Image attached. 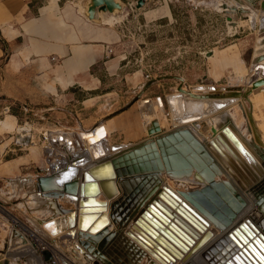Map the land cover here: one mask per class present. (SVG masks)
Returning <instances> with one entry per match:
<instances>
[{"label":"rangeland","instance_id":"rangeland-1","mask_svg":"<svg viewBox=\"0 0 264 264\" xmlns=\"http://www.w3.org/2000/svg\"><path fill=\"white\" fill-rule=\"evenodd\" d=\"M115 1L122 5L121 11L98 13L95 21H89V24L98 26L100 36L107 43L105 49H111V53L105 51L106 55L119 57L121 67L118 74L105 79L111 90L103 94L110 93V99L107 102L103 101L104 98L99 99L95 108L99 119L122 116L129 132L126 136L115 132L110 139L106 138L107 142L98 125L92 130H81L79 123L70 116H42L41 111L31 112L27 107H18L14 113L23 129H17L15 141L21 142L29 131L39 132L35 145H30V150L26 151H31L35 161L21 167L18 174L31 187L25 195L27 202L23 208L34 217L37 212L35 203L39 205L40 199L35 197L38 191L32 181L44 174L43 161H66L67 169L70 167L62 147L51 139L57 133L76 136L78 152H75L82 151L77 154L79 159L87 157H84L86 150L92 153L97 147L110 146L108 154H115L112 147L125 149L149 140L157 133L161 135V132L165 134L185 126L191 129L198 127L206 139L212 136L213 130L218 132L224 122L232 123V120L247 140H253L259 132L264 145V10L260 8L261 0L255 4L246 0H148L137 11L133 10L137 0ZM239 8L245 12L239 15L236 12ZM254 82L261 86L253 89ZM148 106L154 120L142 114ZM223 114L228 115L227 119L219 118ZM47 132L50 135L46 143L43 134ZM19 155L24 154L16 152L2 160ZM164 175L167 183L177 191L188 193L199 187L178 183L166 173ZM42 200L53 205V217L60 216H55L56 206H61L58 199L50 195L49 199ZM261 207L264 210V203ZM1 217L0 264H47L44 252L49 253L48 264H61L63 261L93 264L80 251L88 256L91 254L85 252L77 240H70L69 229L51 234L44 227L50 219L39 222L40 227L36 226L41 233L45 231L48 234L55 248L39 249L32 243L31 254H19L11 243V237L15 239L23 235L29 238L32 232L19 217L14 218L4 211L0 213ZM8 226L14 233H8ZM36 240L38 242L37 237Z\"/></svg>","mask_w":264,"mask_h":264},{"label":"water","instance_id":"water-1","mask_svg":"<svg viewBox=\"0 0 264 264\" xmlns=\"http://www.w3.org/2000/svg\"><path fill=\"white\" fill-rule=\"evenodd\" d=\"M147 1L137 0L133 10L142 9ZM152 1L156 2L158 0ZM246 1L255 4L259 0ZM84 6H86L84 16L89 21H95L98 13L112 14L115 11H121L123 8L115 0H85ZM260 8L264 10V0H261ZM236 12L240 15L245 10L239 8L236 9ZM259 86H261L259 82L252 84L253 89ZM154 129L157 130L156 127ZM232 131L233 128L229 123L226 127L221 128L218 133L214 132L215 135L209 142L202 143L189 128L182 127L125 149L112 148V152H115V154L110 159L94 163L81 171L79 177L78 175L74 176V180H71L72 178L60 179V176H62L60 174L45 173L38 175L35 186L36 190L43 196L65 197L76 202L78 206L77 209L69 212L57 206L55 215L66 212L64 218H51L44 224V227L51 234H58L65 229H69L70 234L73 235L71 229L75 224L79 230L93 231L101 221L105 225L108 224L104 213L106 203L103 201L96 202L95 196L99 194L100 189L105 196H113L115 194L113 183L115 178L120 180L124 195H126V190L129 191L133 188L127 200L129 201L134 195L140 198L139 196L142 194H137V190L142 188L143 185L148 186V184L158 183L161 172L180 175L190 173L192 170L206 175L207 185L187 194L180 192V195L215 224L220 225L217 221L219 219L222 220L224 225H228L242 209L243 201L237 196L236 198L231 197L225 187L214 182L213 176L214 173H217L218 166L208 150L214 154L218 162L237 181L241 180L245 184H249V179L253 178V172L263 173V169L258 165L252 162L248 166L243 161L241 153H245L241 151L240 144ZM152 132L153 130L150 131V133ZM21 142L27 144L30 143V139L25 137ZM230 142L240 151L238 152L232 148ZM38 173H41V170H38ZM151 194L153 196L138 213L135 210L129 212L128 209H130L131 203H128L127 208L124 210L126 214L123 217L124 219L120 221L119 218H116L113 223L118 222L120 228L132 221L126 235L161 263H165L168 259H173L171 256L180 257L179 249L185 251L188 249L186 244L193 245L194 240L192 237L197 238L199 236L197 231H202L206 228L205 226H209V223L168 188L163 187L162 190H157V187L153 186ZM162 202H165L168 207ZM135 214L137 216L134 217ZM110 218L113 219L112 215H110ZM64 219L70 220L62 226L63 228L56 229L55 224L61 223ZM99 231V229L95 230L94 235L86 234L85 239L91 240L88 237L97 236ZM258 232V229L249 219L239 223L227 234V238L231 240V244L236 248H231L228 243L223 247L222 245L218 246V250L214 253L218 259L215 260L216 264H264V235L258 234ZM255 233L258 234V237L254 236ZM122 234H120V237H122ZM208 236L211 237L212 233L207 231L197 245ZM156 242L159 245L155 244ZM127 244L131 250L137 253L139 257L137 261L144 256L148 258L147 253L145 254L133 243L127 241ZM84 245L86 247L87 244ZM161 247L164 248V253L171 254L170 256L167 255L170 258L163 256ZM80 252L88 261H93L91 256L82 251ZM101 254L104 255L103 252ZM111 254L113 256L115 254V258L122 257L121 253L118 252ZM43 257L48 264L49 253L44 252ZM61 264L67 263L63 261ZM93 264H98V262L93 261Z\"/></svg>","mask_w":264,"mask_h":264},{"label":"crops","instance_id":"crops-1","mask_svg":"<svg viewBox=\"0 0 264 264\" xmlns=\"http://www.w3.org/2000/svg\"><path fill=\"white\" fill-rule=\"evenodd\" d=\"M84 2L0 0V213L4 211L14 218L19 217L30 228L32 233L29 238L23 235L15 239L11 237L13 247L22 255L31 254L32 243L39 249L55 246L48 234L45 231L41 233L37 228L40 227L39 222L54 215L51 202L42 200L49 199V196H43L39 191L35 195L40 199L39 205H42L39 207L38 202L35 203V217L23 208L27 202L25 195L31 187L18 174L21 167L35 161L31 151H26L35 145L39 132L34 130L24 134L29 137L30 144L15 141L17 129H23L14 113L18 107H27V111L31 112L41 111L42 116H70L79 123L81 130H92L98 125L105 141L115 132L125 136L129 132L122 116L99 119L96 111L99 99L104 98V102L110 99V93L103 94L111 90L105 79L118 74L121 67L119 57L106 55L107 43L100 36L98 26L89 24L84 16ZM84 94L87 96L83 97ZM150 108L145 107L142 114L154 120ZM16 152L24 155L2 160L4 156ZM42 166L44 174L64 176L69 165L66 161L50 159L47 163L43 161ZM55 199H58L61 208L77 209L76 204L65 197ZM7 229L9 234L14 233L11 227ZM71 230L73 235L68 231L70 240L75 242L76 224Z\"/></svg>","mask_w":264,"mask_h":264},{"label":"bare ground","instance_id":"bare-ground-1","mask_svg":"<svg viewBox=\"0 0 264 264\" xmlns=\"http://www.w3.org/2000/svg\"><path fill=\"white\" fill-rule=\"evenodd\" d=\"M191 96L195 97V95H191ZM227 116L228 115L223 114V115H220L219 118L224 120V118L227 119ZM233 121L234 120L231 121L232 123L224 122L223 124L224 126H222V128L226 127V125L229 123L231 124L233 128L232 133L234 137L237 139V141L239 142L241 151L245 153V154L241 153V158L248 166H250V163L253 162L254 164L261 167V169H263V173L258 174L256 172H253V178L249 179L250 181L249 184H245L241 180L237 181L231 176V174L227 171V169H224V167L218 162L214 154L210 150H208V153L211 155L215 164H217L218 166L217 173H214V176H213L214 182L220 183L223 187H225L226 190L229 191V194L231 197L236 198L237 196V198H240L243 201L242 209L240 210L239 213L235 215L234 219H232L228 225H224L222 223V220H219L217 218H214V219H217L220 225L215 224L213 221L209 220V218L201 214L196 208H194L189 202H187L180 195V191L175 190L173 186H171V184L167 183L165 179V175H164L165 172L160 173L158 183H153V184L146 183L148 184V186L143 185L142 188L140 189L137 188L138 189L137 194H142V195L139 196L140 198L134 195L132 199L131 198L129 199V201L127 200L130 197L129 194H131V192L133 191V188L129 189V191L126 190V195H124L123 190L121 189V186H120V180L118 178H115L113 180L115 194H116L115 197L111 198L110 196L109 197L105 196V194L102 192L101 189L99 190V194L95 196L96 202L103 201L106 203L104 213L108 220V224L105 225L102 221L99 222L94 228L95 230L97 229L100 230L98 232L99 234L94 237H88L91 240H86L85 235L86 234L94 235V233H96L95 230L84 231V230H79L77 228L78 244L82 246L85 252L87 251L91 254L92 260L94 262L95 261L98 262V264H136V262H138V264H216L215 260H218V259L215 257L214 253L216 252V250H218L219 248L218 246L222 245L223 247V245L228 243L230 244L231 248L235 247L233 244H231V240L227 238V234L231 232V230L234 229L236 226H238L239 223L244 222L245 220L249 219L251 223L258 229L259 231L258 234L261 233L262 235H264V210L261 207L262 203H264V145L260 141L261 134H259V132H257V135L255 136L253 140H247L245 139V137L241 135L237 125H235ZM185 127L189 128L192 131L193 135L202 143L209 142L215 135L213 133L211 137L205 139L203 135H201L200 133L201 131L199 132L198 127H195L192 129L187 126ZM213 131L218 133L217 130H213ZM163 134L164 133L161 132V135ZM157 136H160V135H158L157 133V135H154V137H151L150 139H153ZM74 137L76 136H73L72 134H63V133H60V134L57 133V134H54L52 138L50 137L53 143H56L57 146L62 147L61 150L66 153L67 158L69 159V163H70V167L67 169L68 172L66 173V175L60 176V179L62 178L66 179L68 177V178H72L71 180H74V176L78 175L79 177V173L83 171L84 169L88 168L94 163H98V162L110 159V157L113 156V154H110V153L108 154V148L110 146L108 148L100 146V147H97L95 151H93L92 153L86 150L87 152L85 151L86 153L84 154L85 155L84 157L86 156L87 157L84 159H79L77 157L78 156L77 154H79L82 151H80L79 153H76L78 152L76 151L78 145L76 144ZM230 146L234 148L236 151L238 152L240 151L238 150V148L234 147V145L231 142H230ZM71 165H73V167ZM206 166L209 167V165L207 164ZM166 175H168L170 178H172V180L178 183L179 182L184 183V185L185 183L198 185L199 187L196 190H199L200 188L207 185V178H206L207 176L202 175L200 172H197L196 170H192L190 173H187V174H180V175L166 174ZM37 177L34 179L36 180V183H37ZM223 178L224 180H222ZM136 184H135V187L137 186ZM153 186H156L157 190H162L163 187L168 188L181 201L187 204L193 211H195L199 216L205 219L207 223H209V226H205L206 228L202 229V231L200 230L197 231L199 235L197 238L192 237L194 240L193 245L186 244L188 246V249L185 251H182L179 249L180 257L171 256L173 259H168L165 263H161L158 259H156L153 255H150L146 250H144V248H142L139 244L134 242L131 238H129L126 235V232L129 229L132 221H130L128 225L125 224L124 226L120 228H119L118 222L113 223V221L116 218H119L120 221L124 219L123 217L126 215L124 213L125 212L124 210L127 208L128 203H131V207L130 209H128L129 212H131L132 210H135L136 213H138L141 209H143L144 205L153 196L152 195L153 193L151 194ZM71 201L74 204H76V202H74L73 200ZM162 204H165V202H162ZM66 212H69V211L66 210ZM66 212L61 213L63 215H60L58 217H63ZM172 212L174 211L172 210ZM110 215H112L113 219L110 218ZM135 216H137V214H135L134 217ZM52 218H55V217H52ZM69 220L70 219L68 220L64 219L63 221H61V223H56L55 228L56 229L60 228V225L64 226L65 224L68 223ZM207 231L211 232L212 236L205 237L197 245L199 240L204 236V234ZM120 234H122V237H120ZM258 234L255 233L254 236L258 237ZM127 241L129 243H133L136 247L142 250L145 254L147 253L148 258L144 256L143 258H140L139 261H137L139 257L136 252L130 249V247L127 244ZM84 244H87L86 247ZM155 244H158V243L156 242ZM194 246L196 247L193 249V251H191ZM115 250L116 252L121 253L122 255L121 258H115L114 256L116 255L114 254L113 256L111 254V253H116ZM161 250H162L163 256L170 258L169 256L171 254L164 253L163 247H161ZM102 252L104 253V255L101 254ZM66 263L69 264L68 262Z\"/></svg>","mask_w":264,"mask_h":264},{"label":"built area","instance_id":"built-area-1","mask_svg":"<svg viewBox=\"0 0 264 264\" xmlns=\"http://www.w3.org/2000/svg\"><path fill=\"white\" fill-rule=\"evenodd\" d=\"M111 49H107L106 53H111ZM48 135H50L48 132L43 134V140L47 143L48 142Z\"/></svg>","mask_w":264,"mask_h":264}]
</instances>
